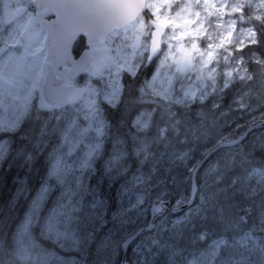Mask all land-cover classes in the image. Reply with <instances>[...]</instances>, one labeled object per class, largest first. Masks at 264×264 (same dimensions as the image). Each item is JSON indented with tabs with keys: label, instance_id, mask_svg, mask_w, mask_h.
Returning a JSON list of instances; mask_svg holds the SVG:
<instances>
[{
	"label": "snow or ice",
	"instance_id": "obj_1",
	"mask_svg": "<svg viewBox=\"0 0 264 264\" xmlns=\"http://www.w3.org/2000/svg\"><path fill=\"white\" fill-rule=\"evenodd\" d=\"M31 2L39 6V0ZM25 6L0 0V84L7 95L23 100L11 130L0 122V161L8 158L10 137L18 134L16 156L23 157L28 173H36L31 185L28 175L20 181L16 197L24 194L23 216L14 228L6 224L0 239V251L15 258L11 264H23L29 247L36 248L34 227L57 241L74 237L80 264H129V248L139 252L141 246L151 256L141 257L140 264H248V256L237 251L248 240L264 264V237L253 234L264 233V141H238L219 131L221 118L230 113L237 128L248 113L264 115V0H91L86 6L102 17L103 32L86 31L88 51L79 60L66 57L73 67L57 77L66 93L56 101L43 94L41 81L49 79L50 63L57 69L63 61L45 56L37 66L29 60L36 53L29 52L31 20H20ZM161 65L170 75L157 87ZM79 73L82 80L75 78ZM37 89L41 94L33 99ZM85 91L86 107L66 102ZM108 144L104 174L110 182L112 172L120 177V207L110 221L100 211L108 201L97 185L87 183ZM74 154L78 166L65 161ZM113 162L118 167L112 169ZM180 169L186 175L178 180ZM181 183L190 193L179 195L173 211L181 204L188 211L153 233L177 195L168 185ZM202 188L214 189L208 197L215 209L211 217L203 194L192 207ZM210 222L224 233L242 234L201 247L197 241L217 230ZM104 227L111 243L97 246L90 259L94 235Z\"/></svg>",
	"mask_w": 264,
	"mask_h": 264
},
{
	"label": "rangeland",
	"instance_id": "obj_2",
	"mask_svg": "<svg viewBox=\"0 0 264 264\" xmlns=\"http://www.w3.org/2000/svg\"><path fill=\"white\" fill-rule=\"evenodd\" d=\"M22 4L26 5L24 8L30 7L32 2L31 0H21ZM23 11V10H22ZM22 11L20 13V20L22 23H28L29 20H31V23L29 25V32L32 34V41L31 46L29 48V52H35L36 54L34 56L29 57V60L33 63H35L37 66L39 65L40 61L46 56V48L45 43L43 42V34L41 30L39 29V26L37 24V19L35 16H33V12L30 10L26 14L22 15ZM118 41L114 40L112 42L113 50L116 47V43ZM39 49L38 52L36 50ZM114 54V51H113ZM39 69H37L38 71ZM115 71V70H113ZM169 69L165 65H161L158 71V77L155 81V84L157 87L160 86L161 82L169 76ZM93 79V78H92ZM96 79V77H95ZM93 79V80H95ZM107 73H105V80H107ZM151 78H149L150 80ZM79 80V79H77ZM185 84H187V81H185ZM94 86V85H93ZM38 92L39 89L34 94L33 99H38ZM15 94V90H13V95ZM94 99V97H92ZM89 99V94L86 95V97L79 102L78 104L81 107H86V102ZM23 106V100L22 99H13L12 96L7 95L5 93L4 86L0 84V122H2L4 125L8 126V129L11 130V125L13 122H15L21 115L19 109ZM264 115H262L258 110L254 111L252 113L246 114L243 118L239 120V123L241 124V127L237 128L235 126L234 121L237 119L236 116H233L231 113L228 115V117H222L220 122V129L219 131L222 132L226 137L229 139H232V137L236 136L235 134L246 125L245 128L249 127L250 125L256 124L260 122V119L263 118ZM225 119L228 120V123L225 124ZM4 129L0 128V132H3ZM235 138V137H234ZM261 141H264V130H258L256 131L247 142L249 143H255L259 145ZM4 143L3 139H0V144ZM112 145L108 144L106 145V151L104 155L103 160H97L95 164L96 171L94 172L92 178H90L87 183L95 184L99 188V195L102 199H106L108 201V205L106 210L100 209V211H106V218L110 221L111 215L114 211L117 210L118 207H120V197H118V191L120 190V177L116 176L114 172L111 174L114 176V181L110 182L108 179V176L104 174V161L108 159L109 154L111 153ZM76 149H73V153H75ZM80 157H83V152L80 153ZM66 163L69 164H75L78 166L79 158L75 156V154L72 157H65ZM3 161H0V167L2 165ZM119 162H113L112 169L115 167H118ZM111 171V170H110ZM179 172L181 173L180 176H178V180L182 179L183 175H186L183 169H180ZM169 190H174L177 195L172 196L169 200L174 202L177 198H179L180 194L187 195L190 193V189L188 184L181 183L179 187H176L175 185H168ZM214 191L213 188H202L198 193V199L196 203H199V195L203 194L206 199V207L208 215L211 217L215 214V209L210 207V205L213 203V201L208 200L209 195ZM195 203V204H196ZM128 205V197L125 195L123 197V207L127 208ZM195 205L193 206V208ZM188 210L182 212L181 215H178L177 217H174L170 211H167L162 217H160L156 225L157 227L154 228L153 233H157L160 229H162L164 226H170L171 221L173 219L179 218L184 216V214ZM151 213L149 212L148 219L150 220ZM197 226V231L200 228V221L197 219L195 221ZM252 219L250 218L249 224L245 227H251L252 226ZM210 227H215L217 230L214 231L212 234H210L205 241H197L200 243L201 247H206L207 243L210 244L212 240L214 239H220L221 236H224V238L228 239L229 242H231V239L233 235L239 236L242 233H224L220 229V225H212L210 222ZM107 227H110L107 226ZM107 227L101 228L100 231L96 232L93 239L92 248L89 250V258L91 259V254L97 250V246H100L103 248V246L108 243L110 245V241H106L105 237L108 234ZM36 229V230H35ZM89 231H92L91 227L88 229ZM190 229H186V232ZM33 236L35 238V244L36 248L32 249L29 247L28 252L24 256L23 264H80L81 259V253L76 246L75 239L72 236L68 237H61L59 241L56 240V238L53 236L51 238H46L45 236L41 235L40 229L38 227L33 228ZM254 235H258L261 237H264V233L260 232H254ZM78 236L82 239L83 233H78ZM31 243V242H30ZM146 243H150V241H147ZM252 249V241H247V247H240L239 244L237 245V251L243 252L245 255L248 256V264H261V253L258 249L251 250ZM155 251V248H153V252ZM151 256V253L147 251V249L143 246H141L139 252H133L131 247L128 254V260L130 264H132L133 261H135V264H140L141 257L144 258L145 261H147ZM14 257H11L10 255L6 254L3 258H0V264H11V261L14 260Z\"/></svg>",
	"mask_w": 264,
	"mask_h": 264
},
{
	"label": "water",
	"instance_id": "obj_3",
	"mask_svg": "<svg viewBox=\"0 0 264 264\" xmlns=\"http://www.w3.org/2000/svg\"><path fill=\"white\" fill-rule=\"evenodd\" d=\"M90 2L91 0H39V6H37L36 9L37 16L41 22L42 28L48 33L45 42L47 58L50 62L61 59L63 61L58 63L57 69H55L54 64L50 63L47 68L49 79L47 82L41 81L43 94L53 101L58 100L66 93V89L62 88V79L57 78L69 75V73L65 72V69L73 67V64L68 61L66 57L71 55L74 60H79L81 55L88 51L89 43L86 31H91L96 34H102L103 32L104 22L102 17L96 13V10L90 9L86 6ZM49 15H54L55 18L50 21L46 20V17ZM79 36H84L86 38L87 48L78 58H76L73 49ZM82 74L83 73H79L76 76ZM86 93L87 91L81 94H75L66 102L73 104L78 103L85 97ZM40 94L39 90L38 98ZM258 130H264V121L250 126L244 134L235 139L239 141L242 138H247L251 133ZM198 193L199 192H197L195 197L196 201L198 199ZM196 201L192 207L195 205ZM188 208V205L181 204L175 211H173L172 202L169 200L165 213L170 211L173 214H179L188 210ZM125 258L128 260V255Z\"/></svg>",
	"mask_w": 264,
	"mask_h": 264
},
{
	"label": "trees",
	"instance_id": "obj_4",
	"mask_svg": "<svg viewBox=\"0 0 264 264\" xmlns=\"http://www.w3.org/2000/svg\"><path fill=\"white\" fill-rule=\"evenodd\" d=\"M21 143L22 141L18 139V134L12 138V151L0 167V239L3 237L5 225L10 224L14 228L17 218L23 216V207L26 204L24 194L21 193L18 198L16 197L17 189L21 186L20 181L28 175L29 184L31 185L36 179L34 171L32 173L26 171L23 157L16 156V149ZM255 156L256 163L259 165L261 163L259 149H257ZM14 198L16 202L12 205ZM5 218H7L6 221ZM5 255L6 253L0 251V258Z\"/></svg>",
	"mask_w": 264,
	"mask_h": 264
},
{
	"label": "flooded vegetation",
	"instance_id": "obj_5",
	"mask_svg": "<svg viewBox=\"0 0 264 264\" xmlns=\"http://www.w3.org/2000/svg\"><path fill=\"white\" fill-rule=\"evenodd\" d=\"M37 5L36 4H34V3H32L31 4V6L30 7H27V8H23V11H22V15H24V14H26L28 11H32L33 12V16H35L36 17V19H37V24H38V26H39V29L41 30V32H42V34H43V42L45 43L46 42V40H47V36H48V33H47V31L46 30H44L43 28H42V26H41V22H40V20H39V18H38V16H37ZM53 18H55V16L54 15H49V16H47L46 17V20H48V21H50V20H52ZM105 43H107V41H105ZM111 46V48L113 49V47H112V45H110ZM45 48H46V46H45ZM86 48H87V45H86V38L84 37V36H79L78 38H77V40H76V43H75V45H74V49H73V53H74V56L76 57V58H78L85 50H86ZM46 52H47V49H46ZM46 57H47V54H46ZM154 69H152V68H148V69H146V71L148 72V73H150V72H152ZM84 74H82V75H79V76H76L75 78L76 79H80V76H81V80L83 79L82 78V76H83ZM93 79H95V77H92ZM148 78H151V76L149 75L148 76ZM88 94V92L86 93V95ZM86 95H85V97H86ZM84 97V98H85ZM83 98V99H84ZM82 99V100H83ZM81 100V101H82ZM81 101H79V102H81ZM78 102V103H79ZM261 121H264V117L263 118H261L260 119V122ZM254 125V124H253ZM250 126H252V125H250ZM249 126V127H250ZM246 127V125H244V127L243 128H241L235 135L236 136H234L235 138H237V137H239V136H241L242 134H244L246 131H247V129L249 128V127H247V128H245ZM256 132V131H255ZM255 132H253V133H251L247 138H246V140H249L250 139V137L255 133ZM2 133L3 132H0V135H2ZM15 136V135H14ZM14 136H12V137H10V141L12 140V138L14 137ZM234 137H232V139L234 138ZM172 202V201H171ZM175 204V201L174 202H172V205H174ZM167 213V212H166ZM182 213H179V214H173L172 213V215H174V217H177L178 215H181Z\"/></svg>",
	"mask_w": 264,
	"mask_h": 264
}]
</instances>
